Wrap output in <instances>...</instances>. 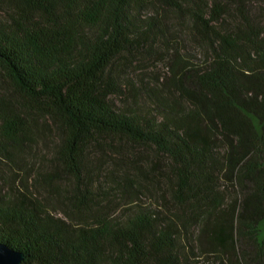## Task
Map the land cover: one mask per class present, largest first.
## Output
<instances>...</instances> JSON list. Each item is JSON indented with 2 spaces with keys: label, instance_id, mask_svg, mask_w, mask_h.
I'll use <instances>...</instances> for the list:
<instances>
[{
  "label": "trees",
  "instance_id": "trees-1",
  "mask_svg": "<svg viewBox=\"0 0 264 264\" xmlns=\"http://www.w3.org/2000/svg\"><path fill=\"white\" fill-rule=\"evenodd\" d=\"M4 1L0 156L24 152L37 126L51 125L64 174L91 193L87 153L99 137L151 145L170 160L172 196L191 212L160 220L135 206L126 218L85 201L81 217L67 210L60 217L21 181L12 191L0 189V241L25 254L22 264H218L229 254L237 264H264V38L219 29L225 13L219 2ZM148 8L156 13L142 17ZM160 8L185 11L209 57L201 65L173 62L178 96L151 88L144 104L119 110L112 100L121 93L115 62L168 39ZM221 181L236 188L229 202ZM193 227L206 244L194 256L216 261L181 253V236Z\"/></svg>",
  "mask_w": 264,
  "mask_h": 264
},
{
  "label": "rangeland",
  "instance_id": "rangeland-1",
  "mask_svg": "<svg viewBox=\"0 0 264 264\" xmlns=\"http://www.w3.org/2000/svg\"><path fill=\"white\" fill-rule=\"evenodd\" d=\"M203 1L210 6L214 2L224 6L225 13L217 23L222 31L264 38V0ZM159 11L167 20L168 39L152 45L145 44L115 62V66L120 69L121 93L113 96L112 100L119 110L144 104L148 99L146 93L151 88L156 92L178 96L172 80L173 62L182 57L189 63L201 65L209 57L200 27L185 11L161 8ZM155 13V8H148L142 10L141 15L148 17ZM8 14L7 3L0 0V19H7ZM4 85L9 94L14 92L6 76ZM35 131L34 141L24 152L14 153L12 159L0 156V189L12 191L21 186V181L27 182L45 200L46 207L60 217H65L64 210L81 217L80 210L85 201L93 202L99 209L113 211L117 217L127 218L135 206L153 210L159 214L160 220L174 217L175 214L191 213L189 208L180 205L172 196L174 174L170 160L151 145L133 143L120 136L99 137L97 145H92L87 153L88 171L92 174L91 179L87 180L91 193H87L85 186H80L65 175L64 165L57 162L53 127L38 125ZM44 174L54 181L47 184L36 179ZM219 187L228 202L234 199L236 188L231 183L221 181ZM82 196H88L90 200ZM198 236V227L183 232L179 246L181 253L193 260L216 261L215 256L203 253V256H194L204 250L206 245L199 243ZM218 264L237 263L235 256L229 254L223 256Z\"/></svg>",
  "mask_w": 264,
  "mask_h": 264
},
{
  "label": "water",
  "instance_id": "water-1",
  "mask_svg": "<svg viewBox=\"0 0 264 264\" xmlns=\"http://www.w3.org/2000/svg\"><path fill=\"white\" fill-rule=\"evenodd\" d=\"M25 254L0 241V264H22Z\"/></svg>",
  "mask_w": 264,
  "mask_h": 264
}]
</instances>
